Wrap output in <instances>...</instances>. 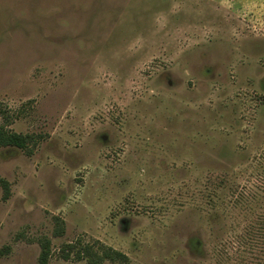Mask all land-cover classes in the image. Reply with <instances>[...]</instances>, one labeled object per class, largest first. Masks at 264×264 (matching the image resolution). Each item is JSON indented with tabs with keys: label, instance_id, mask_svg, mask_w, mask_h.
<instances>
[{
	"label": "rangeland",
	"instance_id": "1",
	"mask_svg": "<svg viewBox=\"0 0 264 264\" xmlns=\"http://www.w3.org/2000/svg\"><path fill=\"white\" fill-rule=\"evenodd\" d=\"M0 129V264H264V0H0Z\"/></svg>",
	"mask_w": 264,
	"mask_h": 264
},
{
	"label": "trees",
	"instance_id": "2",
	"mask_svg": "<svg viewBox=\"0 0 264 264\" xmlns=\"http://www.w3.org/2000/svg\"><path fill=\"white\" fill-rule=\"evenodd\" d=\"M36 137L34 135H23V134H17L14 132H10L9 130L0 129V147H14L18 148L20 150H24L29 154H32L33 149L36 147ZM2 186L4 189V199H8L10 194V187L9 183L5 180H2ZM213 196L208 195L207 201L210 203V201H213ZM63 234V228H57L55 230L56 236H62ZM51 242L48 239H45L41 242V254L39 257V264H48L49 258L51 255V248H50ZM69 248L73 249L74 247L68 246ZM84 255V256H83ZM87 257L89 264H102L106 259H112L116 260L118 257L123 258L119 253L116 252H104L103 254H100L98 252H95L92 248H85L83 252H78V257ZM125 259V257H124Z\"/></svg>",
	"mask_w": 264,
	"mask_h": 264
}]
</instances>
